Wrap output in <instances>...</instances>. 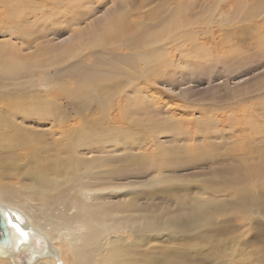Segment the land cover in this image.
I'll return each instance as SVG.
<instances>
[{
    "label": "bare ground",
    "instance_id": "bare-ground-1",
    "mask_svg": "<svg viewBox=\"0 0 264 264\" xmlns=\"http://www.w3.org/2000/svg\"><path fill=\"white\" fill-rule=\"evenodd\" d=\"M112 1L116 4V14L112 16H116V25L113 21L108 22L109 18H106L98 24V27L92 25V28L88 26L86 29H74L75 25L85 20L84 15L87 12L93 13V10L90 12L92 7L87 9V12L83 11L85 10L84 4L88 3L89 6L93 1L0 0V20L8 26L6 31L11 32V39H19L22 42L28 40L30 42L28 44H32L34 43L32 41L48 37L53 32L51 30L53 26L57 24L73 30L75 34L73 39L71 38L64 44L47 43L46 46L40 44L35 46L38 51L37 55L43 57L49 54L53 57V61L34 59L36 54H31L22 60L23 49L19 48L16 42L0 49L4 53L0 55V103H4L2 104L4 106L0 107V165L2 164L0 197L5 200L12 198L19 201L36 202L38 207L40 206L39 210L44 209L47 216L51 212L55 217L51 221L46 219L43 221L35 214H31L32 206L29 207L31 209L22 208L20 210L2 202L3 200L0 201V205L6 207L10 216L14 218L13 223L18 224L22 231L26 233L29 230L36 231L47 240V250L43 254H33L29 264H56L55 262L59 259L57 260L58 250L55 251L57 248H54V239L58 237L71 252L76 264H150L147 262L186 264L184 258L190 259V264H199L203 261L190 255L193 252L197 256L203 248H191L190 251L188 247H184L190 239L196 238L191 235L192 233L182 234L181 232H188V229H192V232L196 231L198 237H203L202 231H209L211 236L212 233L218 235V228L213 227L211 216L227 211H232L231 215H228L227 222L224 221L231 225L230 228H234V219L242 218L255 223L257 233L264 235V223L256 217L251 220L249 216L252 208L250 204H253L255 200L264 203V151L257 150L255 151L256 156H249L259 160L258 163L254 160L257 163L253 162L256 166L250 164L251 167L248 165V168H244L243 166L247 165L244 163L246 162L245 157L248 158L247 155L242 154L238 158V152L235 151V153L232 147H229L227 155L220 153L219 146L215 143L216 137L211 135L215 131L207 129L204 132L199 120L195 122V125L193 123L196 127L195 134L198 136L195 138L204 137L211 146L208 150L203 149V145L197 141L189 143L192 144L189 148L186 144L178 145L179 141L186 142L195 139L188 138L189 134L183 138V132H175L177 126L171 123L172 118L170 117L162 118V121H158L156 125L155 123L152 126L140 125L143 124L141 120L151 116L152 112H156L157 109V105L152 98L151 100L148 98L147 93L151 92L152 97L155 95L154 99L159 93L165 95L161 90H157L156 85L160 81H169L168 74L177 69L175 68L176 56L188 57L198 52V54L207 53L208 58L211 59L213 50L205 48L211 47L207 37L212 36L217 39V30L220 28L212 25L213 22L210 20L212 16L202 15L201 8L207 10L215 3V0L213 3L210 0H203V3H199L200 9H198V4L194 9L189 7L185 13L190 17L188 20L192 19L191 17L200 18L201 15L205 18L204 22L201 21L202 25H200L201 22L199 24L203 30L201 31L203 36L198 38H196L200 31L198 27L194 29V26L182 27L185 23L178 24L180 11L177 12L176 9H179L183 3L177 6H168L167 2L163 5L161 3L160 8L155 10L153 8L154 11L150 13L149 21L148 19L139 21L135 19L136 17L133 18L134 8L138 4L141 7L139 0ZM230 1L226 4H219V9L227 13L225 14L226 21L230 17L229 11L234 9L232 15L233 19L236 18L238 26L233 30V34L241 38L240 36L255 29L258 35L252 39L254 49L264 51V18L261 15L264 13V0H245L252 4L261 2L251 9L248 8L249 10L243 9L242 2L239 3L240 0ZM215 4L217 5L218 2ZM32 14L35 20L29 22L30 18L27 16ZM255 18L262 19L263 23L247 25L246 21ZM220 21L223 23L225 20ZM241 22L244 24L239 25ZM135 28L136 31H134ZM61 30L54 32L59 33ZM217 44H221L218 48H221L220 51L227 56L229 49L220 42ZM255 54L257 57L264 56L259 52ZM48 68H53L54 71ZM38 72L42 74L46 82L43 86L44 91L25 95V92V94L22 93L24 89L20 88H24L27 76ZM65 77L69 78L67 82L69 88H66ZM10 87L16 89L19 95L4 92V89L8 90ZM63 93L69 100L72 97V131L56 125L55 122L57 124L63 122L61 117L56 116L53 117L51 127L47 128L46 132L25 129L16 123L18 117L27 121L43 112L52 113L51 106L55 104L53 99ZM253 97L259 96L253 95ZM28 105L31 108H28ZM149 106H152V112ZM33 110L35 113H32ZM134 115H137V118H134ZM213 116L211 115V119L217 123ZM178 119L181 123L189 122L186 121L185 116ZM154 120L156 122L158 119L154 116ZM40 125L41 123L38 126ZM253 125L255 124H249V126ZM187 131L189 133V130ZM258 131L255 132L257 135L253 133L252 138L259 137L264 140L262 138L264 133ZM56 134L61 137L53 142H48L45 138V135ZM217 134L226 139L223 132ZM207 135L209 137H206ZM161 137L167 138L166 146L161 143ZM252 142L254 143L250 141ZM148 144L157 148L153 151L154 153L143 149ZM134 150L137 152L135 153ZM236 161L243 163L235 164ZM19 162L23 163L24 170L20 169L13 173L10 163L19 167ZM202 165L211 168L209 170L211 177L225 175L226 178L235 177L229 180L230 183L227 181L233 191L230 192L228 188L225 190L226 192L228 190L229 194H235L237 199L225 204L224 201L223 204H212L209 206L212 209H205L197 205L200 199L192 196L196 205H191L192 207L188 210L189 215L173 217L172 214L183 213V210L188 209L182 198L186 196L184 191L192 187L179 188L171 184L184 176V171L188 168H202ZM220 165H223L224 170L219 169ZM5 177L9 179H3ZM120 180H130L127 186L134 184L136 188H140L132 193L130 199L125 198V201L113 203L112 206L96 200L100 197L96 189L103 190L110 184L120 183ZM181 180L184 182L183 179ZM137 183L139 185H136ZM16 184L20 186H15ZM158 185L161 186L157 187ZM221 189L215 188L214 193H223L224 189ZM258 189H262L263 192L256 194ZM186 193L193 194L189 191ZM157 198H159L158 202L155 201ZM140 200H145V202ZM258 215L264 218V209ZM161 216L166 218L161 219ZM205 225L207 230H203ZM122 229L128 234L123 233L120 236L119 232ZM45 232L49 234L48 238L44 235ZM154 232L163 237L167 236L168 241L181 245L177 247L176 243L171 246L167 244L160 247V251L156 253L158 256H148V251L152 247L146 249L147 251H136L135 247L125 243V240L127 241L135 234L137 239L135 245L141 244L144 240H148L147 233ZM113 234L117 236L111 240L110 236ZM181 235L187 236L180 240L178 237ZM220 244H222L221 248L208 255L216 257V263H218L219 254L226 251L225 245ZM26 245H28L27 237L20 241L17 247L22 249ZM151 251L154 250L151 249ZM131 257H135L136 261L132 262ZM0 261H4L5 264H16L13 257L3 250H0ZM246 261L247 257L246 259H234L233 263L247 264L248 261ZM0 264L3 263L0 262Z\"/></svg>",
    "mask_w": 264,
    "mask_h": 264
},
{
    "label": "rangeland",
    "instance_id": "rangeland-1",
    "mask_svg": "<svg viewBox=\"0 0 264 264\" xmlns=\"http://www.w3.org/2000/svg\"><path fill=\"white\" fill-rule=\"evenodd\" d=\"M25 1H28V0H25ZM90 1H93V2H91L89 6H88V3L84 4L85 10L83 11L87 12V9L92 7L90 12L93 10L92 11L93 13L91 14L87 12L86 14L87 16L84 15L86 17L85 20L81 24L75 25L73 27L74 29H86L88 28V26L92 28V25H95L98 27L99 26L98 24H100L106 18H109L108 22L113 21L114 25H116V21H115L116 16L112 17L113 15L116 14L115 13L116 4L112 0H90ZM213 1L214 0H210L211 3H213ZM228 1L231 2L230 0H219V1L215 0L214 1L215 3L218 2L217 5L213 3L210 6V8H207V10H205L204 8H201L203 12L202 15L204 17L212 16L210 17L212 19L209 18L211 22L214 23V24L212 23V25L213 26L217 25V27L220 28L217 30V34H218V36L216 35L217 39H214L212 36L207 37V41L209 42L212 48L211 47H205V48L206 49L210 48L213 50L211 59L208 58L207 53L198 54V52L192 53L188 57L179 58L178 56H176L175 57L176 58L175 68L177 69L171 72V74H168L170 77L168 79L169 81L168 82L160 81L156 85L157 90H161L162 92L165 93V95L159 93L154 99L155 95L152 97L150 94L151 92L149 93L145 92L147 93L148 98L150 100L152 98L154 103L157 105V109H156V112H152L153 108L152 106L151 107L149 106L150 112H152L153 114L141 120L143 124L141 123L140 125L141 126H145V125L152 126L154 123L156 125L158 121H162V118L166 119L167 117H170L172 118L171 123L177 126V128H175V132L177 133L183 132L184 133L182 136L183 138H186L189 134L190 136L188 138L195 139V140L186 141V142L179 141L178 145L182 146L186 144V147L189 148L192 145L189 143H194L195 141H197L203 145L204 147L203 149L208 150L209 147L211 146H210V143H208V141H206L204 137L200 139L195 138V136L197 135L195 134L196 127L194 125H195V122H198L199 120V123L202 124L201 128L203 129L204 132H206L207 129H211L212 131H215V133H211V135L212 137H216L215 143L219 146L218 151L220 153L227 155V153L230 150L229 147H232L234 152L235 151L238 152L237 153L239 154L238 158L242 154L244 156L247 155L248 158L245 157L244 159L246 161L244 163H246L247 165H244V166L241 165V166H243L244 168L246 167L248 168V165L249 167L256 166V164L259 162L257 158H253L249 156H252V155L256 156L257 153L255 151L257 150L264 151V147H263L264 140H261V138H259L258 136H257L258 137L257 139L252 138L254 136L253 133L256 134L255 132L257 130H259L258 132L264 133V56L257 57V55L255 54L258 52L261 54H264V51L262 50L257 51L254 49L255 45L252 43V39H254L256 35H258L256 31H254L255 29L253 31H248L246 34H244V36H240L241 38H238L239 36L233 34V30L235 29V27L238 26L237 25L238 23L236 22L237 21L236 18L233 19V15H232L234 13V9L232 8V10L229 11L230 12L229 16L231 18L228 17L229 18L227 19L228 21H226V18H225V14L227 13H225V11L223 12L222 11L223 9H219V4L221 3L226 4ZM240 2H242L241 5L243 9L245 10H247L248 8L251 9L255 5L257 6L258 3H261V2H258L257 4L256 3L252 4L245 0H240L239 3ZM139 3L141 4V7L138 4V6L134 8V11H133L134 12L133 18L136 17L135 19H138L139 21H145V20L147 21V19L149 21V17L151 16L150 13L154 11L155 9L160 8L161 3H162L161 5L166 3V5L168 6H177L183 3L181 6H179V9H176L177 12L180 11V13H178L179 14L178 24H180V22L181 24L185 23L182 27L188 25L192 27L194 26V29H197L198 27L200 30L199 31L200 33L198 32V36H196V38H198L199 36H203L201 33V31L203 30L200 25H202V22L205 21V18L201 15L200 18L191 17L192 19L188 20V18L190 17L185 15L189 7L191 9H194V7H197L199 3H203V0H169V1L168 0H139ZM247 3L250 5H248ZM235 5H236V1H235ZM217 7H218V10H217ZM198 9H200V4L198 5ZM221 15L222 17H220ZM261 15L264 18V13H261ZM27 17L30 18L29 22L33 21V19L35 20V18H32L33 14L28 15ZM179 17H182V18H179ZM197 19L199 20L196 22ZM219 19L223 21L225 20L226 22L224 21L225 23L224 22L221 23ZM246 22H247V25H254V24L259 25L263 23L262 19L260 18H255V19H252ZM242 24H244V22L239 23V25H242ZM46 25L48 26L47 22H46ZM41 26H42V23H41ZM7 27L8 26L5 24V22L0 20V49L6 48L8 44L16 42L18 47L23 49L21 53L22 60H24V58H27L31 54L32 55L36 54L34 56V59H46V60L53 61V57H50L49 54L43 57H40L39 55H37L38 51L35 48V46H38V44L42 46H46L47 43L51 45L64 44L70 41L71 38L73 39L75 37L73 30L60 27L59 24H57L56 26H53V28L51 29L53 32L48 37L44 39L32 41L34 43L31 42L32 44H28L30 43L28 42V40L26 42H22L19 39H11L10 38L11 32H8L9 33L8 35L6 31ZM101 28L103 29V27ZM60 29H62L61 32L59 33L54 32ZM134 31H136V28ZM180 34H183V32H180ZM217 42L222 43L223 46L229 49L228 50L229 54H227V56H225L226 54L223 51H220L221 48H218V47H220L221 44L216 45ZM244 45L245 47H242ZM247 46H249L250 48H246ZM26 47H29V48L26 49ZM1 54H4V53L0 51V55ZM255 62H257V64ZM49 70L54 71L53 68H50ZM23 77L25 76L23 75ZM172 80L174 81V83H172L173 82ZM68 81H69V78L65 77L66 88H69L68 83H67ZM45 83L46 82L42 74L38 72L31 76H27V80L25 81L24 88H20V89H24L22 93L25 92L26 93V94L24 93L25 95L30 94L32 92H33L32 94H37L40 91H44L43 86H45ZM5 91L6 93L9 92L10 94H13L16 96L19 95L18 93H16L17 90L14 89L13 87L8 88V90L4 89V92ZM58 93L61 94V92H58ZM253 95L255 97L257 96L259 97L254 98ZM261 96H263V98H261ZM158 97H160V99H158ZM71 100H72V97L69 100V98L66 97L65 94L63 93L62 95L53 99V101H55L54 102L55 104H53V107L51 106L52 113L43 112L41 115L37 114L35 118L27 119V121H24L18 117L16 119V123L20 127L25 128V129H34L37 132H40V131L46 132V130H48L47 128L51 127V122L54 119L53 117L56 116L57 118L61 117V120H63V122H61L60 124H57V122H55L56 125L58 126L60 125L63 129L71 130V124H72L71 114H73L71 113L72 111L71 110L72 108ZM2 104L4 103H0V107L4 106ZM28 108H31V106L28 105ZM32 113H35V111L33 110ZM206 115H208L207 119H206ZM211 115L212 116L214 115L213 118L217 120V123L213 121V119H211ZM216 115L219 116L218 119L216 118L217 117ZM154 116L158 119L156 122L154 120ZM182 116H185L186 121L188 120L189 122L187 123L179 122L178 118ZM133 117L137 118V115H134ZM139 118H143V117L140 116ZM43 119L45 121H43ZM192 119L194 121H192ZM40 123L41 125L38 126ZM249 124H255V125L249 126ZM140 125H138L139 129H140ZM63 129L61 130V132L63 131ZM186 129L189 130V133ZM37 132H34V134H37ZM218 132L220 133L223 132L226 135V139L225 137L218 135L217 134ZM29 135H32V134H29ZM60 137L61 136L58 134L53 135V136L45 135V138L47 139L48 142H53L54 140H58ZM206 137H209V136L207 135ZM248 137H250V140H248ZM262 138H264V136ZM166 139L167 138L165 137H161V140H160L164 146H166L167 144V141H165ZM250 141H254V143L253 142L250 143ZM226 147L228 148V150ZM239 147L243 149H240ZM143 149L147 152L152 151V153H154L153 151L157 148L155 146H151L148 144ZM134 152L136 153L137 151L134 150ZM253 162H255L256 164ZM241 163L243 162L236 161L235 164H241ZM18 164H19V167L13 166L10 163L11 171L13 173H15L16 171L20 169L24 170L23 163L19 162ZM250 164H253V165L250 166ZM218 167L219 169L222 168L221 170H224L223 165H220ZM0 169H2V164L0 165ZM190 169L191 168H188L186 171H184L185 175L180 177V179H177L178 181H175V183L171 184V186L172 185L174 187L178 186L179 188L186 187V186L192 187L190 189H187V191L193 192V194L191 195V193H186L187 192L186 190L184 191L186 196L183 197L182 199L183 201H185L186 208L188 209L183 210V213L178 212V213H175L176 215L172 214L173 217L175 218H178L180 216L187 217V214L189 215V211H188L189 208L192 207L193 205H196V201L192 198V196H195V198L198 197L200 199L199 200L200 202L197 203V205L203 206L205 209H212V207L211 208L209 207L210 205L212 206V204H215V205L216 203L223 204V201L225 204L228 201L229 202L235 201L237 199L236 198L237 196L235 194H231V193L229 194L228 190L227 192L225 190L228 188L230 189V192L233 191V188L231 187L230 184L228 185L227 181L229 182V180H232L235 177L232 178L229 175H227L229 176L228 178H226V175L222 177L215 176L216 178L211 177L212 174H210L211 171H209L211 170V168L206 165H202V168L200 167L197 169H191V171ZM3 179H9V178L5 177ZM181 179H183L184 182ZM209 181H212V182H209ZM119 182L120 183L110 184L106 186L103 190L96 189V192H98V195H100V197H97L96 200L98 202H103V203L106 202L108 203V205L112 206L113 203H119V202L125 201V198L130 199L132 197V193L134 191H137L140 188V187L136 188L134 184L133 185L129 184L127 186V184L130 183V180H126V181L120 180ZM22 184L24 186V183ZM251 184L252 182L250 183V185ZM136 185H139V184L137 183ZM15 186L19 187L20 184H16ZM160 186L161 185H158L157 187H160ZM215 188L224 189L222 191L223 193L219 192L215 194L214 193ZM26 191L29 192V190H26ZM260 192H263V190L258 189L256 194ZM4 200L5 199L3 198L1 199L0 197V201L4 203L6 202V204L16 207L20 210L22 208L31 209L29 207L32 206L31 214H35L38 219H41L43 221L45 219L47 221H51L55 219L53 213L50 212L49 215L47 216L44 209L41 208L42 210H39L40 206L38 207L36 202L28 201V200L19 201L18 199L15 200L12 198H9L5 201ZM158 200L159 198H157L155 201L158 202ZM140 201L145 202V200H140ZM17 204L19 205V207ZM250 205L252 206L251 211L249 212V216L251 220L256 217L259 221L264 223L263 216L258 215L261 212V210L264 209V203L255 200L253 204H250ZM254 209L257 212L254 211ZM55 212L57 213L58 211H55ZM231 212L232 211H227L226 213H220L218 215L212 214L211 216L212 225H214L213 227L218 228L217 229L218 235L212 233V236H211L209 231H202L203 237L202 236L198 237L196 236V233H195L196 231L192 232L193 231L192 229H188V232L182 231L181 232L182 234L192 233L191 235L195 236L194 238H196V239H190L188 242L189 245L188 244L186 246L184 245V247H188L190 251H191V248H194V249H196V247L200 249L201 247L203 248L202 249L203 251L200 252V254H198L197 256H196V253H193V252L190 255L191 257L193 256L194 258L198 257L203 261L199 264H214V262L215 264H219V263L220 264H234L233 263L234 259H241V258L246 259V257L248 261L247 264H264V235L257 233L255 223H250V221L244 220L242 218L234 219L233 217H230L231 219L233 218L235 220L233 221L234 228L232 227L230 228L231 225L227 224L226 220L229 219L228 215H231ZM213 217H215V219ZM37 218H34V219L38 220ZM163 218H166V217L161 216V219ZM260 218L262 220H260ZM42 225H44V223ZM222 227H224L225 229L224 228L222 229ZM47 228H49V226H47ZM203 230H207L206 225L203 227ZM123 233L128 234L126 230L122 229L120 230L119 235L121 236V234ZM44 235L46 237L49 236L48 233ZM134 235L135 234H133V236ZM116 236L117 234H113L112 236H110V239L113 240ZM133 236L129 237L127 241L125 240V243H129L130 245H132V247H135L136 251L137 250L147 251L146 249L152 247L151 249H153L154 251H151L150 249L148 251V256H158L156 253L160 251L161 246H164L167 244L171 246V244L176 243L174 241L172 242L168 241L166 239L167 236L163 237V235H160L157 232H154L150 234L147 233L146 238L148 240L146 241L144 240L141 244L135 245V242L137 241V239L135 238V236L134 237ZM186 236L187 235L185 236L181 235L178 238L182 240ZM54 242H55L54 248H57L55 249V251L58 250L59 252V253L58 252L56 253V255L58 256L57 260L58 259L59 260L55 263L56 264H76L75 259L72 256L71 252L67 250V247L61 242L60 238L58 237L54 239ZM220 243H223L225 245L226 251L219 254V260H218V263H216L217 262L216 261L217 259H215L216 257L215 258H213L212 256L209 257L208 255L212 254L214 251L221 248L222 244ZM235 244H236V247H235ZM175 245L178 247L181 244L176 243ZM181 252L183 253L184 251H181ZM232 256L234 259L233 258L231 259ZM131 259H132L131 260L132 262L136 261L135 257H131ZM251 259L253 260L251 261ZM184 260L186 264H190V261H189L190 259L184 258ZM0 262L5 264L4 261H0ZM147 263L154 264L151 262H147ZM156 264H160V263H156Z\"/></svg>",
    "mask_w": 264,
    "mask_h": 264
},
{
    "label": "water",
    "instance_id": "water-1",
    "mask_svg": "<svg viewBox=\"0 0 264 264\" xmlns=\"http://www.w3.org/2000/svg\"><path fill=\"white\" fill-rule=\"evenodd\" d=\"M0 212L10 216L8 209L3 205H0ZM25 237L28 238V245L18 249V243ZM47 247L48 243L44 236L33 230L22 236L7 223L5 215H0V250L12 256L16 264H29L33 254H43Z\"/></svg>",
    "mask_w": 264,
    "mask_h": 264
},
{
    "label": "snow or ice",
    "instance_id": "snow-or-ice-1",
    "mask_svg": "<svg viewBox=\"0 0 264 264\" xmlns=\"http://www.w3.org/2000/svg\"><path fill=\"white\" fill-rule=\"evenodd\" d=\"M0 215H5L7 223H8L12 228H14V229H16L17 231H19L20 234H21L22 236H26V235H27L26 232H24V231H22V230L20 229V226H19L18 224L13 223V219H14L13 217L9 216L7 213H4V212H0Z\"/></svg>",
    "mask_w": 264,
    "mask_h": 264
}]
</instances>
